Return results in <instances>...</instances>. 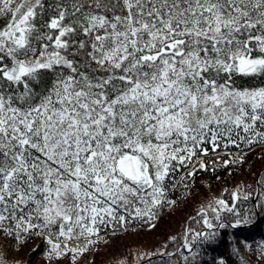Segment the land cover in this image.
Here are the masks:
<instances>
[{
    "label": "snow or ice",
    "instance_id": "1",
    "mask_svg": "<svg viewBox=\"0 0 264 264\" xmlns=\"http://www.w3.org/2000/svg\"><path fill=\"white\" fill-rule=\"evenodd\" d=\"M244 145L264 146V0H0V236L42 239L47 264L154 217L194 157ZM257 185L233 194L247 215L219 200L192 241L264 212ZM248 253L264 264V245Z\"/></svg>",
    "mask_w": 264,
    "mask_h": 264
},
{
    "label": "trees",
    "instance_id": "2",
    "mask_svg": "<svg viewBox=\"0 0 264 264\" xmlns=\"http://www.w3.org/2000/svg\"><path fill=\"white\" fill-rule=\"evenodd\" d=\"M193 161L173 174L169 202L156 209L154 217H132L125 223L100 226L94 245L72 264H177L178 261L182 264L177 250L184 251L181 246L186 239L200 253L196 264H218L221 259L225 264H240L236 248L244 249L248 264H255V258L249 259L248 247L258 253L264 245V212L258 208V214L253 213L242 229L217 228V238L212 243L192 241V236L207 231L202 213L206 212L211 219L212 208L219 200L238 205V210L246 215L253 209L251 201L234 200L233 194L253 189L259 192L257 180L264 177V146L249 150L244 145L243 152L209 153L207 157H194ZM201 164H207V168L202 169ZM190 172L194 174L189 175ZM221 215L227 217L226 225L232 219L227 213ZM0 252L5 253L7 264H47V246L40 238L26 237L21 246L10 237L0 236ZM165 252L177 255L171 258L158 255ZM59 264H70V257L60 259Z\"/></svg>",
    "mask_w": 264,
    "mask_h": 264
}]
</instances>
